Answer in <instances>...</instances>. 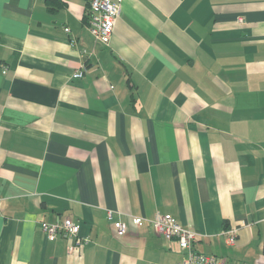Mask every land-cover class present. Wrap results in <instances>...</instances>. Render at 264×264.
I'll list each match as a JSON object with an SVG mask.
<instances>
[{
  "label": "crops",
  "instance_id": "0c3cea01",
  "mask_svg": "<svg viewBox=\"0 0 264 264\" xmlns=\"http://www.w3.org/2000/svg\"><path fill=\"white\" fill-rule=\"evenodd\" d=\"M88 2L0 0V264H179L158 212L264 264V0H123L108 45Z\"/></svg>",
  "mask_w": 264,
  "mask_h": 264
},
{
  "label": "built area",
  "instance_id": "2783aa9c",
  "mask_svg": "<svg viewBox=\"0 0 264 264\" xmlns=\"http://www.w3.org/2000/svg\"><path fill=\"white\" fill-rule=\"evenodd\" d=\"M123 0H89V28L95 37L96 42L110 44L116 22L121 13V3ZM240 22H244V17H239ZM65 31L70 32V27L66 26ZM71 44L76 45V38H71ZM83 52H95L83 50ZM82 52V53H83ZM85 66L76 69L72 77L80 78L85 75ZM110 216L112 212L109 211ZM130 223L136 227H141L149 223L155 233L165 237L169 241H176L180 248L185 251L184 257L179 264H228L224 257L216 254L203 253L195 248V241L198 232L185 227L175 216L170 213L158 212L153 218L141 216H131ZM116 233L123 235L128 231L129 222L116 220L114 222ZM42 228L49 239L58 237L72 239L71 249L81 247L89 242L90 238L82 235L81 224L70 217H65L56 222H42ZM226 240L230 245L237 242V228L232 227L226 232Z\"/></svg>",
  "mask_w": 264,
  "mask_h": 264
},
{
  "label": "trees",
  "instance_id": "16d2710c",
  "mask_svg": "<svg viewBox=\"0 0 264 264\" xmlns=\"http://www.w3.org/2000/svg\"><path fill=\"white\" fill-rule=\"evenodd\" d=\"M88 6H89V3H88ZM263 253H264V246H263Z\"/></svg>",
  "mask_w": 264,
  "mask_h": 264
},
{
  "label": "rangeland",
  "instance_id": "374dc122",
  "mask_svg": "<svg viewBox=\"0 0 264 264\" xmlns=\"http://www.w3.org/2000/svg\"><path fill=\"white\" fill-rule=\"evenodd\" d=\"M161 213H163V212H161ZM231 228H232V227H231ZM228 230H229V229H228ZM226 231H227V230H226ZM226 231H225V232H226ZM209 254H210V253H209ZM218 256H219V255H218Z\"/></svg>",
  "mask_w": 264,
  "mask_h": 264
}]
</instances>
